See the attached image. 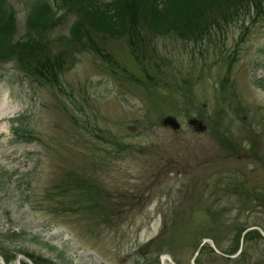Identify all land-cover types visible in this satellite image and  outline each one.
<instances>
[{"label": "rangeland", "instance_id": "374dc122", "mask_svg": "<svg viewBox=\"0 0 264 264\" xmlns=\"http://www.w3.org/2000/svg\"><path fill=\"white\" fill-rule=\"evenodd\" d=\"M7 1L15 42L38 0ZM46 1L57 22L45 48L65 58L61 87L44 85L16 59L0 60L4 263L29 264L22 256L36 264L28 253L37 264H232L218 253L195 255L206 239L231 250L234 229L264 226V0L250 11L216 2L205 26L183 35L155 31L144 10L153 0H133L144 40L137 50L116 31L119 18L112 33L90 29L74 43L78 11ZM90 1L109 16L119 7ZM89 40L114 64L87 49ZM79 184L104 208L83 202ZM225 220L234 226H220ZM249 254V264H264V242L256 239Z\"/></svg>", "mask_w": 264, "mask_h": 264}, {"label": "trees", "instance_id": "16d2710c", "mask_svg": "<svg viewBox=\"0 0 264 264\" xmlns=\"http://www.w3.org/2000/svg\"><path fill=\"white\" fill-rule=\"evenodd\" d=\"M60 1L68 8V12L77 10L79 13L78 19L73 24L70 31V40L74 43H81L85 36L89 37L92 32L90 29L112 33V31L115 30L112 28V20L114 18H119L122 19L123 22L116 31L129 35V45L131 49L137 50L139 44L140 46L144 45V40L142 41L141 37L142 31H140L139 25L134 22L133 19L136 7L133 0H126V2L117 0V3H115L116 6L119 7L114 10L116 13L114 16L107 15L105 11H98V8L93 6L90 0ZM140 1L143 2L144 0ZM157 1L158 0H153L152 5L144 8L148 17H152L151 23L147 21L149 26L155 31L165 27H169L170 29L175 28L176 30H180L181 35L199 32L200 29L205 26L207 15L213 9L212 4L216 2H227L224 5H230L232 9L237 8L240 9V11H250L252 6L257 10H261L263 4L262 0H164L166 3L164 2V5L161 7V5L157 4ZM217 9L221 8L217 7ZM15 13V10L8 4L7 0H0V60L6 61L16 59L26 72L44 85L61 87V74L66 64L64 61L65 58L61 55H57L53 58L49 54L50 48L49 51L45 48L46 46L48 47L47 43H51L50 39L47 37L48 32L57 22V13L54 12L52 4L46 0H38L27 20L28 31L26 36L14 42L13 39L17 29ZM201 15H204L203 20H201ZM126 17H129V21H131L129 27L125 21ZM146 19L148 20L147 17ZM87 46L90 47L87 49L96 52L105 63L109 65L114 64L111 56L105 55L101 46L99 47L95 41L89 40ZM222 139L229 141L226 136L225 138L222 137ZM223 140L221 143H223ZM227 147L232 149V146ZM231 153H235V151L231 150ZM79 190L84 199L83 202L89 203L91 208H104L105 205H96L94 207L91 203V201H94V196L90 188L79 184ZM253 194H257V191ZM224 222L225 223L220 226L225 227V229L234 226L228 225L226 223L227 220ZM215 226H218V224H214L213 227ZM253 227L259 226H242L234 229L231 233L233 234L235 246H233L231 250L218 248L222 253L219 254V256H221V258L223 257L228 263L238 264L241 261L248 260L249 264V252L251 251V247H253L254 241L259 239L264 242V236L258 229H252ZM260 228L264 232V226ZM245 232L246 234H244ZM211 238L216 242L217 239L215 240L214 237ZM242 243L243 247L240 254L235 258H231L239 253ZM202 248L201 254L205 252H209L210 254L216 253L208 244H205ZM26 256L32 260L34 259L36 264L38 263L34 256L28 253ZM196 262L197 264H203L202 260L199 259H197Z\"/></svg>", "mask_w": 264, "mask_h": 264}, {"label": "water", "instance_id": "95a60500", "mask_svg": "<svg viewBox=\"0 0 264 264\" xmlns=\"http://www.w3.org/2000/svg\"><path fill=\"white\" fill-rule=\"evenodd\" d=\"M164 123H165V125L171 126V127H173L174 129H178L179 126H180V124L177 122V120H175V119H173V118H167V119H165ZM197 123H198L197 120H192V121H191V124L194 125V126L197 125ZM205 129H206V127H203V126L200 127V130H202V131H204ZM152 243H153V241L150 240V241L146 242L145 244H143V245L140 247V253H141L142 255L147 254V252H148V251L150 250V248H151ZM204 243H209V244L211 245V247H212L216 252L219 253V251H218L217 248L215 247L214 242H213L212 240H205ZM204 243H203V244H204ZM202 246H203V245H201V247H202ZM201 247H200V249H201ZM200 249H199V251L196 253V255H195V259H196L197 256L199 255V253H200ZM165 258H166V259H169L170 261H172V259H171L170 256H166V257H164L163 260H164ZM19 259H24V260H25L26 262H28L29 264H33V262H32L30 259L26 258V257H22V256H20ZM0 261H1L3 264H5V263H4V260H3V258H2L1 256H0Z\"/></svg>", "mask_w": 264, "mask_h": 264}]
</instances>
